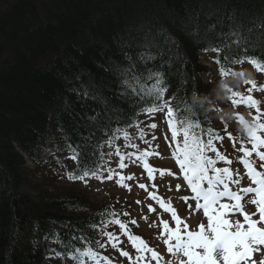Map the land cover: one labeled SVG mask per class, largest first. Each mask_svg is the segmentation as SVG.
<instances>
[{"label":"trees","instance_id":"obj_1","mask_svg":"<svg viewBox=\"0 0 264 264\" xmlns=\"http://www.w3.org/2000/svg\"><path fill=\"white\" fill-rule=\"evenodd\" d=\"M135 3L141 4L138 12ZM189 18V30L176 27L174 21ZM155 22L158 29L152 31L147 25ZM230 25L252 35L254 46L232 45L241 60L245 54L264 57V0H0V264H73L56 253L62 257L68 246L96 251L100 229L91 225L111 220L75 188L47 178L34 184L22 176L28 175V160L44 166L54 159L62 178L76 167L68 145L81 143L88 134L84 118L101 107L82 96V85L95 84L96 91L113 97L119 68L128 63L125 53L134 59L150 53L156 59L140 67L160 73L165 99L174 100L185 119L214 129L204 79L210 70L201 56L213 55L219 70L242 64H218V53L204 50ZM155 84L153 79L146 86ZM134 110L126 108L129 120L138 123L142 114ZM114 127L135 128L126 121ZM40 148L50 153L42 156ZM98 163L106 166L107 159L101 156Z\"/></svg>","mask_w":264,"mask_h":264},{"label":"snow or ice","instance_id":"obj_2","mask_svg":"<svg viewBox=\"0 0 264 264\" xmlns=\"http://www.w3.org/2000/svg\"><path fill=\"white\" fill-rule=\"evenodd\" d=\"M229 27L230 30L227 33H221L223 37L221 40L204 50L218 53L216 59L218 64H221V61L235 64L244 63L247 60L258 71H264V57L248 59L245 54V60H241L238 52L232 47L233 44L237 48L241 45L254 46L252 35L243 36L235 27L231 25ZM248 31L251 33L252 29ZM209 43L212 44V42ZM125 57L128 63L119 68V87L113 97L96 91L95 84L82 85V96L98 102L101 107L93 109V114L84 118L88 121L86 126L88 134L82 135L81 143L75 146L68 145L72 151L69 159L76 164V167L68 171L66 178L73 182H84L87 186V182L91 179L103 183L105 180H113L114 176H119V185L127 187L124 181L132 180V176L121 175L115 169L107 168L104 163H98L101 156L107 159L113 155L119 157V169L127 166L124 162L126 155L129 158L134 156L136 161H143V167L147 170L149 179L153 178V168L147 162V157L151 153L142 151L139 154L134 152L122 154L121 147L117 144L121 135L127 141L123 146L125 148H135L133 141L136 137L131 136L129 131L114 125L126 121L128 127L137 129L138 138L147 143V136H151L153 140L156 139L157 123L140 122L144 124V127H141L140 123L129 120L126 108L134 106L135 110L132 114L137 117L142 114L146 120H154L157 113H163L171 133L170 147L175 145L172 157L179 166L187 189H190L192 193L191 196L182 194L178 199L188 205L190 214L185 219H181L178 210L172 207L171 201H168V206H165L164 201L150 194L152 199L158 200L165 212H170L176 225L175 228H171L167 221H161L163 231L157 239H162L167 246V254L171 257L167 261L158 251L150 247L145 239L131 234L128 224L122 222L114 211L110 213L113 217L111 220L102 219L91 225L93 229H100L101 237H107V241L96 240V246L106 248L111 245V248L119 250L121 257L128 259L129 264H151L152 261H155V264H254L253 254L257 252L264 254V173L257 170L251 159L255 156L259 162L258 167L264 169V122L261 121L264 112L261 111L260 103L252 95L245 96L232 92V97H239V99L231 100L233 106L244 105L249 109H255L257 113L251 117L250 123L246 122L243 116H238L239 122L245 126L246 138L239 142L240 147L237 151L242 153L241 163L247 170V178L254 185L243 187L241 185L244 177L240 176L239 172L234 173L229 167H217L218 162L229 165L232 163L217 147V142L223 143L225 137L210 126L202 128L200 122L185 119L183 113H178L169 100L165 99L167 84L160 73L153 71L152 68L140 67L141 64L147 65L148 61L156 57L143 52L138 54V59H134L127 53ZM220 72L222 75L228 74V70L223 65ZM153 79L156 80V84L153 87H147V82ZM252 87L257 88L255 82H252ZM259 90L264 91V88ZM223 131L227 132L228 140L232 141L233 148H236L237 141L234 135L228 132L227 128ZM248 144L251 145L250 148L247 147ZM105 147L112 151H93L94 148ZM209 152L214 156L208 155ZM168 174L175 175L171 172ZM234 176H240V178L235 179ZM230 184L236 185L237 190L233 191ZM139 188L147 190L143 183L139 184ZM180 188L181 186L177 185L175 190L180 191ZM223 198H227L228 202H222ZM189 200L194 203L189 205ZM136 203L139 204L140 201ZM249 205L254 206L256 211L252 213L246 211ZM201 209L207 222L198 223V230H190L188 220L194 219ZM148 211L154 212L155 208L149 205ZM123 215L127 216L129 213L124 212ZM257 215L259 219H253V216ZM240 216L243 217V221L239 218ZM130 223L135 225L137 221L132 219ZM111 226H118L119 230L127 236L135 250V256L118 248L119 237L107 231ZM72 239L78 240V237ZM68 249L62 257L59 252L56 256L70 259L73 264H87L88 261H92V264H101L102 261L103 264H113L110 257L101 256L91 247L83 249L68 246ZM259 264H264V259H259Z\"/></svg>","mask_w":264,"mask_h":264},{"label":"rangeland","instance_id":"obj_3","mask_svg":"<svg viewBox=\"0 0 264 264\" xmlns=\"http://www.w3.org/2000/svg\"><path fill=\"white\" fill-rule=\"evenodd\" d=\"M202 61L210 67V64L207 63V57L202 58ZM210 69V75L206 78V81H208L211 89L209 95L212 100L214 110L211 115V119L220 128L221 135L225 137L223 143L221 144V153L226 155L228 159L232 161L230 165L224 162H218L217 167H229L234 173L239 172L240 176L244 177L241 186H254L251 184L250 179L247 178V170L241 163V160L243 159L242 153L237 151L240 147L239 142L246 138V132L244 131L245 126L239 122L238 116H243L245 121L250 123L251 117L253 115H257V113L255 109H249L244 105L233 106L231 100L239 99V97H232V92L241 93L245 96L252 95L253 98L260 103L261 111L264 112V91L259 90L264 88V75L260 74L249 64L238 66L233 71L228 72L227 75H222L221 72L213 66ZM252 82H255L257 85L256 89H253ZM140 119L144 120L145 123H157L158 127L155 129L156 139L153 140L151 136H147V143L141 141L138 138L137 129L135 128L129 132L131 136L136 137L133 141L136 145L135 148L123 147L127 141L123 139L122 135L117 144L121 147L122 154L128 152L139 154L142 151L151 153L147 157L149 166L153 168V178L151 179H149L147 170L143 167V161H136L134 156L129 158L127 155L125 156L124 161L127 166L124 169L118 168L119 157L115 155L107 158L106 164L107 168L115 169L121 175H130L133 177L130 181H124L127 187H121L119 185V176H114L113 180H105L103 183L98 180L91 179L87 182V186L85 183L74 186L77 182H72L69 185V183L62 181L61 174L58 170L57 172L51 169L44 170L43 166L36 167L31 163L27 164V169L32 174H34L33 171L36 172L35 174L40 173L39 176L41 178H47L53 180L54 182H60V184L57 183L59 187H63L65 189H77V193L86 197L95 206L104 208L108 213L113 211L116 212L118 214V218L125 224H128L131 234L138 235L145 239L150 247L153 244H158L159 247L152 248L157 250L158 253L164 257L165 261H167L168 259H171V257L167 254L165 248L166 245L164 246L163 240L157 239L163 231L161 221H167L171 228H175L176 225L174 220L171 219V214L164 212L163 208H158V200H166L167 202L171 201L172 207L178 210V215H180L181 219H185L189 216L190 209L188 205H185L178 198L182 194L191 196L192 193L190 189H187V185L182 179L179 166L172 157L173 146L170 147L171 133L165 123V115L163 113H157L154 120H151V122L150 120H146L145 116H142ZM261 121L264 122V117H261ZM141 127H144V125ZM225 128H227L228 132H231L234 135L237 141L236 148H233L232 141L228 140L227 132L223 131ZM247 147L250 148L251 145L248 144ZM107 151H112V149L106 147L105 152ZM156 153H159V155H156ZM208 155L214 156V154L210 152ZM251 159L254 166L257 167V170L264 173V169H260L258 167L259 162L255 156ZM162 172L163 175H161ZM169 172L174 173L175 175H169ZM240 176H234V178L239 179ZM141 183L145 184L146 188L152 190L150 191L148 189L149 195L139 188V184ZM177 185L181 186L180 191L175 190ZM129 188L131 189L130 191ZM233 189L236 191L237 186L234 185ZM150 194L157 196L158 200L148 197ZM136 201H140V203L137 204ZM193 203L194 201L191 200L188 202L189 205ZM149 205L155 208L154 212L148 211ZM165 206H167L166 202ZM246 211L252 213L255 212L256 209L254 206L249 205L246 208ZM124 212L129 213V215H123ZM239 218L243 221L242 216ZM132 219H135L137 224H131L130 221ZM253 219H259L258 215L253 216ZM201 222H207V218L203 216L202 209L194 219L188 220L189 229L198 230V223ZM115 229L116 232H113L114 230L111 228L107 231H110L119 237L118 248L128 251L130 255L135 256V250L128 244L129 241L127 236L119 230L118 226H116ZM102 240L107 241V238H102ZM158 240L161 242L159 243ZM99 254L101 256L110 257L112 262L116 260L113 264H129L128 259L121 257L119 255V250L111 248V245H108L106 248H101ZM252 259L254 264H259V259H264V254H261L260 252L254 253ZM151 264H155V261H152Z\"/></svg>","mask_w":264,"mask_h":264},{"label":"bare ground","instance_id":"obj_4","mask_svg":"<svg viewBox=\"0 0 264 264\" xmlns=\"http://www.w3.org/2000/svg\"><path fill=\"white\" fill-rule=\"evenodd\" d=\"M195 1V3H201L202 1H204V0H194ZM135 8H136V10H135V12L137 11L138 12V10L141 8V4L139 5V3H135ZM141 15H143V14H141ZM137 19V18H136ZM144 19H145V17H144ZM167 19H168V17H167ZM138 20H140V19H137V21ZM157 21H159L158 19H156ZM151 21V20H150ZM189 21V22H188ZM188 21H174L175 22V25H176V27L177 28H182V30H184V29H186V30H189V28H191V26L193 25V23H192V19H188ZM149 22V21H148ZM168 22V21H167ZM159 23L160 24H162L163 25V23H161L160 21H159ZM141 24V23H140ZM157 24V22H155V23H149L147 26L150 28V30H152V31H157V27L155 26ZM170 24H171V22H170ZM185 30V31H186ZM165 69L167 70V71H169L170 70V65H165ZM209 75H206L205 77H204V79L206 80V78L208 77ZM208 82V81H207ZM36 147H37V144L34 146V147H31L32 149L31 150H35L36 149ZM40 150V153H41V155L42 156H45V155H48L49 153H50V151L48 150V149H46V148H40L39 149ZM28 163H31L29 160H28V162H27V164ZM27 164L25 165L26 166V170H27V172H28V175H27V173H26V175H24V173H23V180H25L26 179V177L25 176H29V180L32 182H34V184H39V185H41V183H37V181H41V177L39 176L40 175V173H38V174H35L36 172H34L33 171V173L34 174H32V173H30V171H28V169H27ZM31 164H33V165H35L36 167H38V166H43L42 164H41V162H36V163H31ZM33 176V178H31ZM35 176V177H34ZM27 180V179H26ZM25 180V181H26ZM37 180V181H36ZM25 183H27V182H25ZM34 184H32V186L33 187H36ZM33 193V192H32ZM25 233H27V231H25Z\"/></svg>","mask_w":264,"mask_h":264}]
</instances>
